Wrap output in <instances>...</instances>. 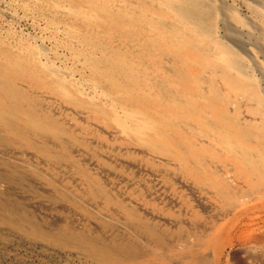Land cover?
Listing matches in <instances>:
<instances>
[{"label":"bare ground","instance_id":"6f19581e","mask_svg":"<svg viewBox=\"0 0 264 264\" xmlns=\"http://www.w3.org/2000/svg\"><path fill=\"white\" fill-rule=\"evenodd\" d=\"M208 1L27 0L29 10L47 11L43 15L64 37L63 46L70 50L89 90L41 60L27 43L17 41L13 46L0 38L4 130L26 142L24 125L55 136L63 132L34 108L28 88H39L87 111L125 140L182 163L191 178L215 188L233 202V209L240 207L249 196L242 197L197 161L204 155L223 158L250 188L264 186L263 88L239 46L223 38L215 21L208 20L211 14L217 16ZM230 16L255 31L253 46L263 53L264 17L243 18L237 11ZM169 58L173 63L167 65ZM256 194L264 196V190ZM127 215L134 217L129 211ZM0 222L92 264H167V256L155 254L164 251L162 238L148 226L144 229L154 251L143 254L132 243L117 248L77 231L21 225L5 212H0ZM217 224L214 234L193 233V250L179 264H199L202 259L196 252L201 246L209 247L210 264H218L217 239L225 223ZM234 258L235 254L229 264H237Z\"/></svg>","mask_w":264,"mask_h":264},{"label":"rangeland","instance_id":"374dc122","mask_svg":"<svg viewBox=\"0 0 264 264\" xmlns=\"http://www.w3.org/2000/svg\"><path fill=\"white\" fill-rule=\"evenodd\" d=\"M26 1L0 0V38L13 46L17 41L27 43L41 60L88 91L79 66L63 46L64 37L49 22V16L43 15L47 11L29 10ZM208 2L217 14L208 20L215 21L223 38L227 36L239 46L244 60L258 75L264 96V52L253 46L255 31L230 16L237 11L243 18H263L264 0ZM169 60L167 65L173 63ZM28 93L36 111L58 123L63 132L55 136L24 125L26 142L6 133L0 122L1 213H8L21 225L34 223L52 231H77L112 247L132 243L136 252L143 254L154 251L144 229L148 226L162 238L164 251L155 254L167 256V264L186 262V255L193 250L190 245L196 243L195 233L211 230L214 234L216 222L225 223L217 239L218 264H229L234 254L237 264H264V196L256 194L264 186L257 185L260 190L250 188L223 158L201 156L199 165L232 190L240 191L242 197L249 196L233 209V202L191 178L182 163L125 140L113 127L47 91L28 88ZM128 211L134 217H129ZM209 250L198 247L199 264H210ZM90 263L0 222V264Z\"/></svg>","mask_w":264,"mask_h":264}]
</instances>
